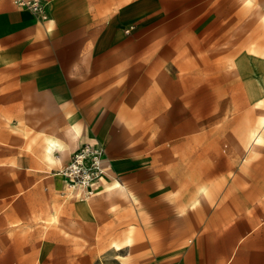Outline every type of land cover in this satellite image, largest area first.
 Returning a JSON list of instances; mask_svg holds the SVG:
<instances>
[{"label": "rangeland", "instance_id": "1", "mask_svg": "<svg viewBox=\"0 0 264 264\" xmlns=\"http://www.w3.org/2000/svg\"><path fill=\"white\" fill-rule=\"evenodd\" d=\"M8 1L0 0V181L21 182L4 188L17 191L23 181H59L55 171L78 142L68 128L79 131L83 119L54 73L44 27L9 18ZM137 47L132 74L97 97L108 129L92 121L89 133L123 153L121 171L85 201L63 197L85 203L75 221L64 225L56 210L47 234L23 237L36 241L26 245L32 264H197L187 253L203 231L218 236H207L214 242L199 261L231 264V206H243L231 201V175L264 160V0H205ZM48 137L64 150L48 151ZM54 240L74 252L51 259Z\"/></svg>", "mask_w": 264, "mask_h": 264}, {"label": "crops", "instance_id": "2", "mask_svg": "<svg viewBox=\"0 0 264 264\" xmlns=\"http://www.w3.org/2000/svg\"><path fill=\"white\" fill-rule=\"evenodd\" d=\"M46 1L48 18L45 20L36 19L12 0L8 1L10 10L6 13L9 18L17 16L33 19L44 27L51 47L50 61L54 73L58 76L63 90L73 101L71 106L77 109V117L81 115L83 119L79 131L72 126L68 128L74 131L73 138L78 141L70 145L69 149L73 147L68 149V159L78 145L84 142H102L99 138L90 139L89 135L92 121L95 122V130L108 129V105L97 100V97L101 99L107 93L116 77L123 76L126 81L132 74L133 67L127 65L129 60H135L138 65L139 53L135 52L138 44L142 40L155 37L163 30L171 29L181 22L190 9L205 0ZM93 108L97 109L92 110ZM124 113L123 110L116 120H121ZM85 122L88 123L89 130L85 128ZM76 124L79 125L78 122ZM105 147L113 163L108 177L104 179L107 181L118 176L121 170L117 168V163H122L124 157L123 153L115 155L106 145ZM64 162L59 164V168ZM241 171L245 173L237 172L231 175L229 182L231 201L233 199L236 204L243 202V206H231V226L228 227V242L231 248H225V252L231 251L228 257L231 264H264V202L260 200L255 203L257 198L264 196V160L258 166L249 165ZM23 183L25 185L22 190L9 191L4 188L18 186L21 182L0 181V264H32L26 256V245L36 241L23 237L47 234L46 219L56 210V217L64 225L66 222L75 221L76 210L86 211L85 203L66 201L63 198L67 195L61 193L63 185L60 178L59 181L40 179ZM123 187L126 192L124 185ZM250 207L255 216L259 213L258 219L246 215L232 216ZM29 217H33L37 222L24 223L23 220ZM183 221L186 229L187 219ZM54 228L61 227L54 223ZM48 234L59 233L53 230ZM209 234L218 236L217 233L203 231L187 253L197 264H210L199 261L202 260L200 252L203 244L214 242L207 240ZM73 248L68 246L66 251L54 240L49 249L53 252L50 257L58 260V254H64L65 251L69 254L74 252Z\"/></svg>", "mask_w": 264, "mask_h": 264}, {"label": "built area", "instance_id": "3", "mask_svg": "<svg viewBox=\"0 0 264 264\" xmlns=\"http://www.w3.org/2000/svg\"><path fill=\"white\" fill-rule=\"evenodd\" d=\"M20 8L29 11L36 19L48 18L46 0H12ZM113 168L112 160L102 142H84L78 145L64 164L55 171L61 180V193L84 200L97 192L102 180Z\"/></svg>", "mask_w": 264, "mask_h": 264}, {"label": "bare ground", "instance_id": "4", "mask_svg": "<svg viewBox=\"0 0 264 264\" xmlns=\"http://www.w3.org/2000/svg\"><path fill=\"white\" fill-rule=\"evenodd\" d=\"M46 149L48 151H53V150H64V146L61 142H59L56 138L54 137H48L46 141ZM113 186L123 192H125V189L121 183L116 181Z\"/></svg>", "mask_w": 264, "mask_h": 264}]
</instances>
